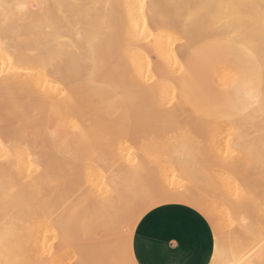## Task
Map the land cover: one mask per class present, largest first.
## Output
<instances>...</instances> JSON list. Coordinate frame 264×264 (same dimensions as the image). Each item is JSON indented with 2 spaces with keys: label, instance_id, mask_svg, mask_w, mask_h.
I'll use <instances>...</instances> for the list:
<instances>
[{
  "label": "bare ground",
  "instance_id": "1",
  "mask_svg": "<svg viewBox=\"0 0 264 264\" xmlns=\"http://www.w3.org/2000/svg\"><path fill=\"white\" fill-rule=\"evenodd\" d=\"M208 39L232 41L252 55L260 75L255 98L264 96V0H0V261L60 264L70 251L69 257L78 255L74 264H136L132 236L137 222L157 206L178 203L211 223L215 242L210 264H264V224H255L252 237L254 247L262 241L260 247L245 257L219 238L225 227V238L235 233L230 232L234 216L250 198H231L233 180H227L226 172L224 179L200 166L189 141L163 149L167 171L183 174L184 184L149 188L144 179L139 190L132 169H120L101 156L104 145L98 153L94 148L114 142L120 136L114 134L126 125L153 118L142 114L147 107L159 113L156 119L168 112L177 116L168 119H179L175 125L190 124L186 116L178 117L195 112L182 95L180 74L187 54ZM234 75L219 67V86L230 85ZM229 120L238 131L233 150L248 169L261 174L252 185L264 188V108L259 99ZM220 124L212 118L200 129L207 132ZM194 130L201 135L202 130ZM215 135L214 145L222 139L225 147L219 148L230 151L226 138ZM145 169L140 165L136 173L143 175ZM206 180L221 188L211 190V196L201 194L197 187ZM240 221L236 234L242 235L251 223L243 217ZM83 235L82 255L65 244L50 250L54 256L49 246L47 253L43 249L45 237ZM44 252L53 259L44 258ZM29 254L37 258L32 262Z\"/></svg>",
  "mask_w": 264,
  "mask_h": 264
},
{
  "label": "rangeland",
  "instance_id": "2",
  "mask_svg": "<svg viewBox=\"0 0 264 264\" xmlns=\"http://www.w3.org/2000/svg\"><path fill=\"white\" fill-rule=\"evenodd\" d=\"M207 19H208V17H207ZM212 45H214V41L213 40H211V39H208V40H205V41H203L201 44H199L196 48H194L195 50H206V49H208L210 46H212ZM256 65V64H255ZM256 68H257V65H256ZM257 75H258V78H257V84H256V89H255V91H253L252 92V97H251V99L250 100H253L252 98H254L255 96H256V92L258 91V89H259V72H258V68H257ZM205 87H206V89H208V90H210V91H213V92H220V91H222V89H220V88H218L215 84H214V82H204V84H203ZM189 98V100L191 101L193 98H191V97H188ZM195 109V112L198 114H195V112H191L190 110H187V114L186 115H184L183 116V113H186V112H183L182 114H181V116H178V117H185V119L186 120H190V124H187V123H189V121L187 122L185 119V123L183 124L182 123V125H181V121H179V123H180V125L178 126V125H175V124H177V122H178V120L179 119H177L176 121H174V120H171L172 118H170V119H168L169 118V114L170 113H168V112H161L160 113V115L161 114H163V116L161 117V119L159 120V118L158 119H156V118H154V115H159V113L157 112H153V111H151V109L149 108V107H147L146 108V110L145 111H142V114H144V115H148V117L149 116H153V118H149V121H142V122H139V123H131V124H129V125H126V130L124 129L122 132L120 131V130H117V132H116V134H114L115 135V137L116 136H118V135H120V136H118V137H116V140H113L114 142H112V139H111V141H109V142H107L106 144H102V143H97V144H95L96 146H94V148L95 149H99V150H96L97 152L96 153H98V152H101V150H104V147L106 148V150H104V151H102L100 154H101V156H103L104 158H106V159H108V161H113L114 162V166H117L118 168H123V169H132V173H133V175H135V176H137V177H135L134 176V179H136L135 181L136 182H139V186L136 188V189H141L143 186H142V184L143 185H145V183L146 182H148L147 184H149L150 186H149V188H152V184H153V186L154 187H157L158 185V187H161V188H163L164 186H168V187H173V186H177V185H180V184H184V182H186V178L184 177V175L183 174H181V173H179V172H174V173H172V171H167V168H166V165L165 164H168V162H167V160H166V155H164V150L167 148V149H169V148H172V147H174V145L176 146V145H178V144H181L182 142H184V143H186L187 141H189V142H187V143H189V144H193V147L195 146V148H194V152H195V154H196V156H198V154H199V156L197 157V163L201 166V165H203L202 167H204V169L206 170L207 168L209 169V171L210 172H212V173H220V174H222V178L224 177V179H226V176H228L229 177V179L227 178V180H230L231 179V181H232V183L234 182V184H232V183H230V192H231V198H233L234 200H237V201H240V202H245L246 200H247V198L249 197L250 198V200L248 201V202H245V204L246 205H248L247 207H246V205L244 204L243 206H241L240 207V211H239V213L236 215V216H234L235 218H234V221H233V224H232V226L233 227H231L230 229H231V231L230 232H234L235 231V233H233L232 235H231V237H224V233H222L224 230V232H228V230H226V227L224 228V226H222V229L224 228V230H221L222 232H220V237L219 238H221L220 240L221 241H224L225 242V244L226 245H229L231 248H233V252L235 253V254H237V255H244V257L245 256H247V255H251V254H254V252L256 253L257 252V249L260 247V246H258L259 244H261V242L262 241H264V239L260 242V243H258L255 247H254V241L252 240V237L253 236H255L256 235V230L258 229L257 228V225H255V224H264V220H263V218L261 219V217H264V210H261V209H264V204L262 203L263 201H264V188H262V186H253L252 185V182L253 181H255V180H258V179H262V176H261V174L259 173V171L257 170V169H251V167H249V169H248V167H247V163H246V161H244V159H242V158H239L237 155H236V150H233L234 149V147H232L231 146V143H232V139H233V137L235 136V134L238 132L237 131V129H235V127L232 125V122H231V120H229V118L230 117H236L237 118V116H238V112H231V111H222V110H219V109H216V108H213V107H195L194 108ZM168 113V117H167V114ZM165 114V115H164ZM171 116H173L172 114H170ZM187 116H188V118H187ZM194 116V117H193ZM156 117V116H155ZM165 117V118H164ZM205 117V118H204ZM175 118H177V116L175 117ZM174 118V116H173V119H175ZM206 118L207 119H209V121H207L206 120ZM212 118H219L220 119V125H223L222 127L219 125L218 127H215V128H209L208 129V131L207 132H205V129H204V131L202 130V129H200L201 128V123L203 122V124L204 123H211V121H212ZM154 119H156V120H154ZM164 119H166V121L164 122ZM193 119V120H192ZM158 120V121H157ZM197 120V121H196ZM154 121V122H153ZM168 121H171V123H173V125L172 124H170V122H168ZM173 121V122H172ZM194 121V122H193ZM196 121V122H195ZM207 121V122H206ZM227 121V122H226ZM234 122L236 121V120H233ZM175 122V123H174ZM231 123V124H228V123ZM167 123H169V124H167ZM178 123V124H179ZM191 123H193L194 125H192ZM199 123H200V125H199ZM227 123V124H226ZM225 124V125H224ZM165 125V126H164ZM169 125V126H168ZM187 125H189V126H187ZM190 125H192L191 127H190ZM195 125H197V127L199 128V130L197 129V127H195ZM226 125H227V127H226ZM129 126V127H128ZM138 126H139V128H138ZM142 126H144V127H142ZM194 126V127H193ZM200 126V127H199ZM208 127H209V125H208ZM219 127H221V128H219ZM228 127H229V129H230V132H229V130H227L228 129ZM128 128V129H127ZM135 128V129H134ZM175 128V129H174ZM185 128V129H184ZM187 128V129H186ZM196 128V130L197 131H201L202 133H203V136H202V133H201V135H200V133L199 132H195L194 134H195V136H194V134H192L195 130ZM234 128V129H233ZM164 129V130H163ZM190 129H192L191 130V132H189V130ZM207 129V128H206ZM109 129H106L105 130V132L108 134V135H110L111 133H112V131L110 130V131H108ZM174 130V131H173ZM194 130V131H193ZM210 130H215V131H218V133L221 131V134H223V135H218V134H216L217 132H215L214 133V131L212 132V131H210ZM226 132H225V131ZM136 131V132H135ZM143 131V132H142ZM235 131V132H234ZM237 131V132H236ZM121 132V133H120ZM127 132V133H126ZM132 132V133H131ZM135 132V134H133ZM140 132V133H139ZM163 132H165V133H163ZM173 132V133H172ZM183 132V133H182ZM186 132V133H185ZM191 133V134H188V133ZM212 132V133H211ZM223 132V133H222ZM233 132V133H232ZM252 132V131H251ZM250 132V134H252ZM110 133V134H109ZM149 133V134H148ZM197 133V134H196ZM208 133V135H206ZM231 133V134H230ZM235 133V134H234ZM176 134V135H175ZM212 134H216V135H218V136H220V137H218V139L220 138H223V140L226 138V141H227V143H226V145H228L230 148H231V150L229 151L228 150V152H226V150L223 152V147H225V144L222 142V139L220 140V142H218V145H220L219 143H223L224 145H220V146H215L214 145V135L212 136ZM114 135H112V136H114ZM127 136V137H125V136ZM137 135V136H136ZM186 135V136H185ZM190 135V136H189ZM199 136V138H198V136ZM215 135V136H216ZM178 136V137H177ZM193 136L195 137V138H193ZM122 137V138H121ZM188 137V138H187ZM209 138V139H206V138ZM228 137V138H227ZM176 138V139H175ZM185 138V139H184ZM197 138H198V140H197ZM121 140V143H120V140ZM123 139V140H122ZM184 139V140H183ZM213 139V140H212ZM209 140V141H208ZM212 140V141H211ZM181 141V142H180ZM206 141H208V142H206ZM120 143V147H121V149H123V151H121V153H118V150H119V143ZM125 144L124 146H126L127 145V147H122L123 146V143ZM210 142V143H209ZM211 142L213 143V144H211ZM115 144V145H114ZM198 144V145H197ZM101 145V146H100ZM103 145H104V147H103ZM203 145V146H202ZM210 147H209V146ZM108 146V147H107ZM152 146V147H151ZM206 146V147H205ZM208 146V147H207ZM213 146V148H215V149H211V147ZM222 146V148H219V147H221ZM227 146V149L229 148ZM199 147V148H198ZM100 148H101V150H100ZM109 148H111V149H109ZM160 148V149H159ZM204 148V149H203ZM125 149V150H124ZM127 149V150H126ZM157 149V150H156ZM164 149V150H163ZM216 149H218L217 150V152H214V151H216ZM220 149H221V153H220ZM148 150V151H147ZM163 150V151H162ZM200 150H201V152H200ZM111 153H110V152ZM150 151V152H149ZM159 151V152H158ZM206 151H207V153H206ZM214 152L215 154H213L212 152ZM211 152V153H210ZM204 153H206L205 155H203ZM209 153V154H208ZM226 153V154H225ZM111 154V155H110ZM214 156H213V155ZM218 154V155H217ZM231 154V155H230ZM211 155V156H210ZM215 155H217V157L215 156ZM228 155V156H227ZM141 158H140V157ZM164 156V157H163ZM205 156H207L206 157V159H205ZM146 157V158H145ZM227 157V158H226ZM238 157V158H237ZM150 159V160H148V159ZM201 159V162H200V159ZM218 158V159H217ZM224 158V159H223ZM235 160H234V159ZM105 159V160H106ZM117 159V160H116ZM146 159V160H145ZM198 159H199V162H198ZM203 159V160H202ZM222 159V160H221ZM206 160V161H205ZM219 160V161H218ZM223 160H226L228 163L229 162H231V163H229V164H231L230 166V168H228V167H225L223 164H226V163H224V162H226V161H224L223 162ZM229 160V161H228ZM233 160V161H232ZM242 160V161H241ZM152 161H154L153 162V164H151V162ZM203 161V162H202ZM215 161V162H214ZM220 161H221V163H220ZM236 161V162H235ZM142 162V163H141ZM162 162V163H161ZM167 162V163H166ZM240 162L242 163V166H244L243 168H242V170H240L241 169V164H240ZM201 163V164H200ZM141 166H144V164H145V167H146V169H145V173L143 172V175L142 174H140V175H138L137 173H136V170H137V168L138 167H140V165ZM148 164V165H147ZM206 164H208V166L206 165ZM212 164H214V165H212ZM218 164H220V166L218 165ZM239 164V165H238ZM137 167H136V166ZM147 165V166H146ZM150 165V166H149ZM164 165V166H163ZM233 165V166H232ZM238 165V166H237ZM162 166V167H161ZM206 166V167H205ZM213 166V167H212ZM227 166V165H226ZM241 166V167H240ZM127 167V168H126ZM148 167H150V168H148ZM234 168V170H236V171H234V170H232L233 168ZM239 167V168H238ZM246 167V168H245ZM153 170H152V169ZM162 168V169H161ZM237 168V169H236ZM221 169H223V170H221ZM227 169V170H226ZM247 170V174L246 173H244L246 170ZM163 170V171H162ZM221 170V171H220ZM231 170V171H230ZM244 170V171H243ZM253 170H254V172H253ZM229 171V172H228ZM241 171H243V173L241 172ZM226 172V173H225ZM228 172V173H227ZM233 174H232V173ZM237 172V173H236ZM249 172V173H248ZM251 172V173H250ZM259 173V174H255V173ZM136 173V174H135ZM175 173H176V175H175ZM224 173H225V175H224ZM145 174V175H144ZM147 174V175H146ZM150 174V175H149ZM172 174H173V176H172ZM241 174H243V175H241ZM246 174V176H244ZM251 176H250V175ZM142 175V177H141V179H140V177H138V176H141ZM236 175H237V178H239V180L236 178ZM255 175V176H254ZM152 176V177H151ZM156 176H158V177H156ZM175 176V177H174ZM240 176V177H239ZM253 177V178H248V177ZM261 176V177H260ZM169 177H170V179H169ZM234 178V179H233ZM241 178H242V180H241ZM142 179H143V181H142ZM144 179H145V183H144ZM149 179V180H148ZM160 179V180H159ZM176 179V180H175ZM253 179V180H252ZM243 180H244V182L245 183H243ZM173 181V182H172ZM207 181V180H206ZM214 180H212V181H207V182H209L208 184H207V182H206V184L205 183H201V184H199V187H201V188H198L197 187V190L201 193V194H203V193H205V194H203V195H206V196H211L212 194H213V192H215V191H217L218 190V188H221L220 187V185H219V183H216L215 185L217 186H214V184L212 185L211 183L213 182ZM141 182H142V184H141ZM150 182V183H149ZM170 182V183H169ZM205 182V181H204ZM230 182V181H229ZM160 183H162V184H160ZM167 183V184H166ZM173 183V184H172ZM214 183V182H213ZM245 184V185H244ZM247 184V185H246ZM141 185V186H140ZM231 185H233V186H231ZM234 185L236 186L235 188H238V189H235L234 190ZM242 187H241V186ZM207 186V187H206ZM214 186V187H213ZM247 187V188H246ZM255 187V188H254ZM260 188V189H259ZM208 189H210V190H208ZM248 189V190H247ZM256 189V190H255ZM211 190H214L213 192L211 191ZM237 190V191H236ZM240 191V193H239V195H238V192ZM253 191V192H252ZM260 191V192H259ZM235 192V193H234ZM237 192V193H236ZM243 192H244V194H243ZM255 193V194H254ZM207 194H209V195H207ZM235 194V195H234ZM246 194V195H245ZM259 194V195H258ZM240 195H242V197H240ZM247 196V198H245V200H244V198L243 197H246ZM254 196H255V198H254ZM238 198V199H237ZM240 198V199H239ZM242 199V200H241ZM256 199H258V200H256ZM261 199H262V201H261ZM252 200V201H251ZM255 200V201H254ZM252 202H254V203H252ZM261 202V203H260ZM249 203V204H248ZM252 205H251V204ZM257 203V204H256ZM261 204V205H259V204ZM251 205V206H250ZM258 205V206H257ZM261 206V207H260ZM246 208V209H245ZM248 208V209H247ZM250 208V209H249ZM244 210V211H243ZM252 211L253 212H255V213H252ZM263 213V214H262ZM259 214V215H258ZM244 215V216H243ZM261 215V216H260ZM246 216V217H245ZM252 216V217H251ZM258 216V217H257ZM244 218V221H247V222H249V223H251L250 224V228L247 230V231H245V233L244 234H242V235H240V234H236V232H237V229H238V227H239V224H240V220H241V218ZM250 217V218H249ZM253 219V220H252ZM261 219V220H260ZM252 220V221H251ZM257 221V222H256ZM235 224V225H234ZM210 225H211V223H210ZM261 225H259V226H261ZM258 226V227H259ZM211 228H212V225H211ZM233 228V229H232ZM213 231V230H212ZM249 231V232H248ZM260 231V230H259ZM214 233H215V231H213V235H214ZM247 236V237H246ZM83 237H85L84 235L83 236H81V237H66L65 239H63L62 240V237H45V240H46V242H45V244H44V251H46L47 250V248H48V246H49V248L50 249H48L47 251L49 252V253H51V251H53V250H51V249H56L57 247H59L61 244H65L66 245V247L68 246V248H71V249H69V250H73V252L74 253H76V252H78L79 253V255H82V248H81V246H83L84 245V243H85V241H84V239H83ZM224 237V238H223ZM124 238V237H123ZM223 239H225V240H223ZM121 241V240H120ZM214 242H215V235H214ZM228 243V244H227ZM76 244H77V246L79 247L78 249H76ZM222 244H224L223 242H222ZM74 246V247H73ZM251 246H253V247H251ZM47 247V248H46ZM61 247V246H60ZM59 247V248H60ZM58 248V249H59ZM67 248V249H68ZM234 248H236V249H234ZM249 248V249H248ZM46 249V250H45ZM51 250V251H50ZM69 250H67V252L69 251ZM47 251H46V253H47ZM57 251V249L56 250H54V252H56ZM43 252V251H42ZM54 252L53 253H51V254H53V256L55 255L54 254ZM70 252V251H69ZM69 252H68V256H67V258L69 257ZM45 252L44 253H42V254H44L43 255V257L45 258L46 256H47V254H46ZM46 254V255H45ZM51 254H50V256H48V257H46L47 258V260L49 259L50 261H51V258L53 259V256H51ZM30 255V254H29ZM76 256H78L77 255V253L75 254ZM75 256V257H76ZM51 257V258H50ZM75 257H73V258H71V257H69L68 259L66 258V256H65V259L67 260V262L64 260V262H61L60 264H62V263H67L68 264V262H69V264H71V263H73V261H75L76 260V258ZM35 258H37V257H35V256H33L32 254L30 255V260H32V262L34 261V259ZM39 259V258H38ZM46 260V259H45ZM46 260V261H47ZM48 260V261H49ZM77 261V260H76ZM264 261V260H263ZM88 263H90V262H88ZM74 264V263H73Z\"/></svg>",
  "mask_w": 264,
  "mask_h": 264
},
{
  "label": "crops",
  "instance_id": "3",
  "mask_svg": "<svg viewBox=\"0 0 264 264\" xmlns=\"http://www.w3.org/2000/svg\"><path fill=\"white\" fill-rule=\"evenodd\" d=\"M213 41L214 45L208 49H192L185 57L180 74L182 95L194 111L195 107H213L239 115L253 101L250 99L256 89L259 67L240 45L224 39ZM219 67H228L235 73L226 87L217 82ZM211 81L222 91L206 89L204 82ZM188 97L193 99L190 101ZM213 249L214 235L209 221L196 209L178 203L146 212L132 236L136 264H210Z\"/></svg>",
  "mask_w": 264,
  "mask_h": 264
},
{
  "label": "snow or ice",
  "instance_id": "4",
  "mask_svg": "<svg viewBox=\"0 0 264 264\" xmlns=\"http://www.w3.org/2000/svg\"><path fill=\"white\" fill-rule=\"evenodd\" d=\"M254 99H259V102L261 104V107L264 108V96L259 97V98H255L254 97ZM0 264H4V262L3 261H0Z\"/></svg>",
  "mask_w": 264,
  "mask_h": 264
},
{
  "label": "clouds",
  "instance_id": "5",
  "mask_svg": "<svg viewBox=\"0 0 264 264\" xmlns=\"http://www.w3.org/2000/svg\"><path fill=\"white\" fill-rule=\"evenodd\" d=\"M172 243H173L174 245H177V246H178V243H177V242L173 241Z\"/></svg>",
  "mask_w": 264,
  "mask_h": 264
}]
</instances>
